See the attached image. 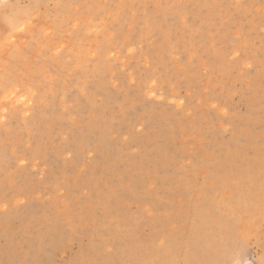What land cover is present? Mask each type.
Returning <instances> with one entry per match:
<instances>
[{"label":"rangeland","instance_id":"obj_1","mask_svg":"<svg viewBox=\"0 0 264 264\" xmlns=\"http://www.w3.org/2000/svg\"><path fill=\"white\" fill-rule=\"evenodd\" d=\"M0 264H264V0H0Z\"/></svg>","mask_w":264,"mask_h":264}]
</instances>
